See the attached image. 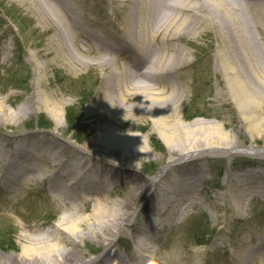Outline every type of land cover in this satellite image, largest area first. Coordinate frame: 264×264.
<instances>
[{"label":"bare ground","instance_id":"1","mask_svg":"<svg viewBox=\"0 0 264 264\" xmlns=\"http://www.w3.org/2000/svg\"><path fill=\"white\" fill-rule=\"evenodd\" d=\"M25 1L29 6L31 2L35 4L36 9L30 6L35 12L37 10L45 18L50 17L64 38V45L55 43L49 47V53L53 52L55 55L53 59L68 64L71 70L87 67L89 59L85 56L95 53L93 48L85 44L87 50H84L77 45L81 52L77 57L64 53V49L69 48L70 37L84 38V30L88 31L86 28L83 30L79 23L80 20L87 21L86 12H77L78 7L72 1H68L69 5L64 0ZM118 2L122 9L124 22L122 20L121 26L125 39H110L109 43L105 35L97 37L101 43H106L115 63H126L122 66L115 64L114 67V64L107 63L106 57L94 56L97 62L95 66L109 70V73L106 72L110 80L106 81L104 91L109 101L104 98L102 106L111 111L109 115L113 118L104 120L116 127L128 120L135 123L136 117L148 115L166 147H170V151L176 148L175 155H181V160H188L176 163L172 159L155 176L146 178L130 164L137 158V152L145 151L141 141L137 143L129 132L123 138L132 145L125 141L121 144L115 139V131L109 130V134H100L90 148H85L83 152L76 151L75 161L71 164L57 163L58 157L61 158L65 151L73 150L58 134L49 137L38 135L31 144L27 143L25 136L15 137L11 152L4 153L3 156L8 161L5 162L6 169L4 175L0 176V183L10 189L9 193H13L19 185L30 187L34 179L32 175L42 174L40 181L48 185L47 191L57 197L67 210L57 220L54 231L40 232L31 239L23 237L26 243L21 252L17 255L0 256V264H127L110 246L112 238L123 233L133 244V264H201L199 259L189 255V252L185 254L184 250L176 261L158 258L156 255L159 246L156 244L155 233L165 226L171 227L177 222L188 220L194 207L202 205L198 190L205 180V172L202 166L196 170H187L184 168L186 164L204 160L202 154L208 158L209 150L228 152L234 145L220 129L215 132L220 138L217 144V141L205 138L206 126L194 127L199 122L190 126L193 127L191 129L180 121L174 124L169 122L173 111L181 109L185 100L184 82H180L178 86L170 77L179 73L188 63L187 53L176 45L184 39H198L203 33H210V29H213L218 36L215 55L217 67L222 64L221 67L228 71L233 70L232 64H244L245 70L257 77V82L261 84L258 91L264 96V0ZM45 27L48 30L52 28L50 24ZM87 34L90 39L96 37L95 32ZM236 84L238 94L234 102L243 109L242 113H246L244 123L248 127L261 129L263 118L256 114L253 106L255 103L256 106L260 105L256 99L257 94L251 100L250 91L240 78ZM37 95L28 101L30 106L37 102L50 116L56 118L61 114L64 103L56 100L54 93L45 95L38 92ZM132 109H138L140 113L136 115L137 112L133 113ZM0 112H4L1 106ZM18 114L21 117L17 119L22 118L20 109ZM99 116L94 115L95 118L90 123L92 126L100 121ZM33 136L34 134L31 138ZM195 142L200 144V150H197ZM48 155L54 157V164L43 165ZM45 167L47 172L43 173ZM172 167L181 169L171 175L168 172ZM59 170L61 171L58 173ZM87 173L89 175L85 176ZM262 180L258 171L246 173L238 183V194L224 193L223 210L232 213L234 220H243L242 213L249 199L254 196L264 198ZM260 182L262 186L259 185ZM116 185H125L129 190L121 202L110 204L111 198L108 197L113 194ZM137 195L144 198L138 206ZM87 205L91 208V213L83 216ZM253 233L248 241L242 234L233 240H226V233L221 230L220 238L215 239L212 245H217L216 242L218 247L225 244L222 247L228 258L225 264H264V231L261 233L255 230ZM81 239L97 241L105 246V251L96 257V262L91 258L76 262L74 246ZM227 244L232 250L227 249ZM67 246H70V250L66 249ZM200 252L195 251V255ZM173 258L175 259V255ZM190 259L194 262H190Z\"/></svg>","mask_w":264,"mask_h":264},{"label":"rangeland","instance_id":"2","mask_svg":"<svg viewBox=\"0 0 264 264\" xmlns=\"http://www.w3.org/2000/svg\"><path fill=\"white\" fill-rule=\"evenodd\" d=\"M78 2L79 0H72L74 4ZM88 2L89 4L86 3L87 21L81 20V28L88 30L83 29L85 33L95 32L96 37L90 39L87 34L85 40L70 37L69 48L64 49V53L67 56L77 57L81 52L76 46L79 45L87 50L85 44L93 48L95 53L85 56L89 59L87 67L71 70L69 65L61 60L56 62L53 59L54 53L50 54L48 51L52 44H63L64 39L50 17L45 18L37 10L35 12V4L32 2L30 6L34 9L25 0H0V106L4 110L0 112V176L4 175L5 162L8 161L3 158L4 153L11 152L17 136H25L27 143L31 144L38 135L49 137L58 134V137L66 141L73 150L65 151L61 158L58 157L57 163L71 164L75 161V152H83L85 148H90L100 134H109V130L115 131L117 134L115 139L124 144L123 141L127 143L129 141L123 138V135L129 132L137 143L141 141L145 151L137 152V158L130 164L146 178L155 176L172 159H175L176 163L188 160H181V155L176 156L174 152L176 148L170 151V147H166L154 130L148 115L136 117L135 123H130L128 120L116 127L110 126L104 120L113 118L109 115L111 111L102 106L104 98L109 101L104 93L106 81L110 80L109 70L105 68L103 71L95 66L97 62L94 56L106 57L107 63L114 64V67L115 64L122 66L125 62L115 63L106 43H101L97 35H105L109 43L110 39L113 41L125 39L121 26L122 9L118 0H88ZM40 9L42 10L41 7ZM49 24L52 27L50 30L45 27ZM210 30V33H203L204 35L198 39L193 41L184 39L182 43L176 45L185 50L188 63L183 66L184 70L182 69L180 74L175 73L170 77L178 86L180 82H184L185 100L181 109L173 111L169 122L174 124L180 121L188 127L199 122V125L194 127L206 126L205 138L217 141V144L220 138L215 132L220 129L227 134L234 147L228 152L209 150L208 158L202 154L204 160L190 162L184 167L190 171L203 167L205 180L198 190V198L202 205L197 204L194 207L188 220L177 222L171 227L165 226L163 230L155 233L156 244L159 246L156 256L164 261L169 258L176 261L184 250L185 254L189 252V255L199 259L201 264H225L228 262L227 254L222 249L225 244L220 242L221 247H218V242L217 245H212L215 239L220 238L221 230L226 233V240H233L242 234L247 241L250 235H254L253 231L257 230L261 233L264 231V198L261 196L249 199L241 221L234 220V215L225 212L222 208L224 193L238 194V183L246 173L258 171L264 183V113H262L264 96L258 91L261 89V84L257 82L258 79L254 74L245 70L244 64H232L233 70L228 71L221 67L222 64H218L217 67L215 55L218 50V36L213 29ZM114 45L117 46L116 43ZM259 66L263 70L262 64ZM239 78L243 85L248 87L251 100L257 94L256 99L260 105L256 106L255 103L253 106L256 108V114L263 118V126L259 130L244 123L243 117L246 113H242L243 109L234 102L238 94L236 81ZM38 92H43L45 95L54 93L56 100L64 103L59 116L56 118L50 116L49 112L46 113V109L37 102L30 106L28 101L31 97L38 96ZM243 94L245 96L244 92ZM18 109L23 114L19 119L17 118L21 116L18 114ZM132 110L135 114L137 112L136 115L140 113L138 109ZM68 113L71 114L69 116L72 122L75 120L72 127L66 119ZM95 114L100 115V121L92 126L90 123L95 118ZM191 128L193 127L189 129ZM113 136L115 137L114 134ZM195 145L197 150H200L198 149L200 144L197 145L195 142ZM45 163L54 164V157L48 155L43 165ZM179 169L181 167H172L168 173L173 175ZM45 172H47L46 167L43 173ZM41 176L42 174L32 175L34 179L29 188L30 194H26L21 185L14 189L19 188L15 193H9L10 189L0 183V189L6 192L7 200L0 203V256L19 254L23 244L26 243L23 237L31 239L40 232L54 231L57 220L67 210L51 192L49 195L45 192L47 184L37 183L36 179ZM259 185L262 186L261 182ZM128 190L125 185H116L113 194L108 197L111 198L109 203L121 202ZM147 194L146 192L145 195ZM140 196L137 195V206L144 199L143 196L139 198ZM90 213L91 208L87 205L82 215L87 216ZM209 232H214V236L209 240L208 245H199V241L205 243L204 240ZM110 246L123 261L133 264L131 256L133 244L125 233L113 237ZM74 247L76 262L90 258L96 262V257L105 251V246L87 239H81ZM66 249L70 250V246ZM227 249L232 250V247L227 244ZM197 250L201 251L199 255H195ZM190 262L194 261L190 259Z\"/></svg>","mask_w":264,"mask_h":264},{"label":"trees","instance_id":"3","mask_svg":"<svg viewBox=\"0 0 264 264\" xmlns=\"http://www.w3.org/2000/svg\"><path fill=\"white\" fill-rule=\"evenodd\" d=\"M69 112H71V111H69ZM69 114L70 113H68L67 114V116H66V119H67V122L71 125L70 127H72V125H73V122L75 121V120H73V122H72V118L69 116ZM71 115V114H70ZM80 117V116H79ZM79 117H75V118H78V120L80 119ZM11 249V248H10Z\"/></svg>","mask_w":264,"mask_h":264}]
</instances>
